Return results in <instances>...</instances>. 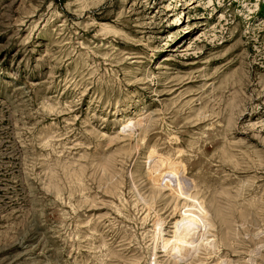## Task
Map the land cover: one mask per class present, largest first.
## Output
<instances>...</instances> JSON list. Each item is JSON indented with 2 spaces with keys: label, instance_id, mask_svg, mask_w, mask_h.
<instances>
[{
  "label": "rangeland",
  "instance_id": "374dc122",
  "mask_svg": "<svg viewBox=\"0 0 264 264\" xmlns=\"http://www.w3.org/2000/svg\"><path fill=\"white\" fill-rule=\"evenodd\" d=\"M0 264H264V0H0Z\"/></svg>",
  "mask_w": 264,
  "mask_h": 264
}]
</instances>
